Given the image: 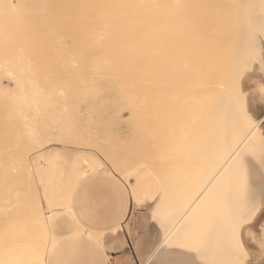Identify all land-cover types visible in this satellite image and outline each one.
<instances>
[{
  "label": "rangeland",
  "instance_id": "374dc122",
  "mask_svg": "<svg viewBox=\"0 0 264 264\" xmlns=\"http://www.w3.org/2000/svg\"><path fill=\"white\" fill-rule=\"evenodd\" d=\"M5 1L0 0V18H10L22 12H25V15L31 14L35 9V0ZM189 1L193 2L194 7L198 0ZM244 1L248 0H205L203 3L207 8H205L206 18H196L195 15L186 17L184 6L182 9L180 7L181 3H178V18H168L169 21L163 23L158 36L150 38L151 41L158 40L162 43L158 60L154 52H152L151 57V61L155 64L157 62L158 68L162 67L163 69L161 72L158 70V77L161 82L158 90L163 91V94L160 95L162 103L159 102L165 105L160 109L161 114L157 113L159 111L157 107V109L153 108L152 101H156L154 99L144 100L143 103L142 101L133 100L130 104L129 101L124 104L126 101L119 100V103L117 102L114 105L122 103L121 106L117 105L113 109L115 106L112 104L108 107L115 112L105 107V109H108L106 111L109 114L105 113L103 108H100L105 104L103 105L99 99H95L99 103L95 100L76 102L78 104L74 103V108L77 113L72 108L71 112L74 111V113H69L71 116L68 115L67 120L64 119L66 114L62 118L64 121L72 118V122L73 118H80L79 120L75 119L80 123H78L80 129L78 127L75 130L77 132L74 133V130L71 129L76 125L70 123L74 126L71 127L68 122H65L71 127L69 129L70 127L59 119L57 125H53L54 131V128L49 124L54 118H57L53 116L50 122V119L47 118L49 124L45 123L43 126L48 124L51 127L48 128V132L45 131L48 134H44L45 136L42 134L40 140L45 142L49 138L51 140V137L52 139L57 137V139L52 141L53 144L48 142L49 145H47L46 142L47 146L44 144L45 146H42V149L35 154H31L32 151L29 149V153L26 152V159H29L27 160L29 163L23 161L19 164L17 161L15 149H18L16 143L18 137L17 134L12 132L16 125H13L14 122L9 125L8 121L9 119L10 121L15 119L13 116L15 106L14 102L11 101L12 95L10 93L13 85L10 82L4 84L5 90L2 88L0 92V105H3V112L0 111L2 114L0 116V129L3 122L5 127H2L1 130L5 132L2 135L8 134L11 138L6 139L5 142V137H0V140L3 141L0 144H4L3 146L0 145V154L8 152L2 154L3 156L0 155V162L3 161L6 164L4 165L2 162L3 164L0 166V170L5 172L0 173V209H3V211H0V219L2 220H0V264H40L37 259H40L41 256L34 257L27 252L28 245L26 244L31 242L26 243V233H22L23 229H18L24 227L28 229L32 224L31 222H34V220L28 218L32 216L31 219H33V214H29L30 216L27 217L22 212L27 209L30 211L31 208L35 209L34 205L32 207H25L24 205L28 201L32 202V200V203H34V200L36 201L35 204L39 201L43 208L45 222H48V230L42 229V232L38 230L39 226L35 222V226H31V228L34 226V230H38V234H44L43 237L38 236L36 230H33L32 232L37 235L35 238L38 237L43 241L47 239L49 246L52 244L44 256L48 264H89V253L96 249L94 242L99 241L107 253L104 264H140L136 258V244L148 225L151 224L153 220L152 210L154 211L160 198L163 197L164 200L168 195H171L169 194L171 191H176V194L182 193L183 196L184 192H190L193 188H196L200 183L207 163L210 161L209 159L219 151L220 134L222 133L221 129H223L220 122L222 118L219 113L223 105L221 102H223L222 100L227 93L233 92L232 95L239 108L248 109L254 120H261L264 116V94L261 92V89L264 88V30L259 28L261 24H264V18H261L260 21L254 20V24H256L253 27H257L253 30L254 38L259 41L256 40L252 42L253 44L246 46L243 42V36L244 26L248 18H243L241 12L242 5H245ZM10 10L14 12L8 13ZM167 24H170L173 30L172 34L168 36L162 33L167 29L165 26ZM186 56L191 57L192 61L185 63ZM173 59L176 60L177 73L169 82L171 87L167 88V74L165 75V73L169 67V62ZM186 65H189V67L185 68ZM172 96L175 99L171 98ZM137 102L139 103L137 104ZM108 103L113 102L108 100ZM134 103L137 105H134ZM147 103L151 104V106L148 105L149 108L146 107ZM85 104L94 105L89 108ZM183 105L186 106L187 112L185 106L182 108ZM95 106L97 107L95 108ZM139 106L142 108H139ZM154 106L156 105L154 104ZM128 107L131 109L129 110ZM150 109L156 110L158 115L156 116ZM176 109L180 110L179 113ZM93 111L95 112L93 113ZM149 111L154 114L151 115L152 117L149 116L151 114ZM166 111V115L163 114ZM115 114L121 116L116 117ZM143 114L144 116H142ZM76 115L78 116L76 117ZM91 115L95 122L90 117ZM114 117L116 118L114 119ZM86 119L89 122L92 120V123H89L92 126L88 125V129H91L92 134L87 133L88 129L85 130L86 128H83L85 126L81 125ZM35 120L39 123L38 118H35ZM62 123L67 127L63 126ZM85 124L87 126L88 122ZM95 124L97 128L93 126ZM38 125L40 126V124ZM43 126L40 127L43 128ZM58 126L60 128H57ZM260 127V137L264 139V120L260 123ZM3 128L8 129L6 131ZM81 128L87 134L84 135V131H82V134L81 132L78 133V130H82ZM51 129L52 132H49ZM59 129L62 130L61 136H66L65 140H63L64 137H58ZM64 129H69L68 132L73 131L75 135L78 133V136H70L71 133H68L71 138L70 142L68 135H62ZM42 131L44 130H40L39 133L41 134ZM64 134H67V132L65 131ZM2 135L0 134V136ZM48 135L51 137L47 138ZM94 135L97 138L94 139ZM57 140H60V144ZM13 144L15 147L12 146ZM2 147L3 149H1ZM11 150L16 153L14 159L11 157L15 153ZM4 157H6V160H1ZM8 157H10V160ZM14 160L18 163L17 165ZM8 171L10 173L6 174ZM28 173L31 177L28 176ZM23 176H25L24 180L22 179ZM29 177L32 179L30 180ZM30 182L33 183L32 186ZM24 186H26V189L23 188ZM33 188L35 189L33 193L31 192L33 195L30 193L32 195L30 198L28 192L29 189L32 191ZM168 188H170V192ZM24 190H26V196L23 195ZM164 190L168 191L164 193ZM1 192H3L2 195ZM166 192L168 195H166ZM9 194H12L15 199L13 200L12 196H10L12 199H9ZM22 195L23 197H20ZM115 195L122 198L114 199ZM102 197L103 199H100ZM127 197L131 199L132 205L126 218L122 222L119 220L110 222L111 216L115 219L121 217V206L113 204L119 201L124 202ZM175 198L174 201H176ZM167 199L169 200V198ZM10 200H12V204ZM259 200H263L261 203L264 202V197ZM18 201L24 202V207L21 206V203L18 205ZM261 203L259 204L260 207L256 208V212L252 214V218L249 216L250 219L248 218L249 220L245 221L239 229L241 247L245 253L247 252V257H243L245 260L243 259L241 264H264V244L261 243V240L264 239V237H261V234L264 236V204L261 205ZM175 204L174 202L171 206L173 207ZM169 205L168 207H170ZM20 207L24 209L21 210ZM68 207H71L72 212L68 211ZM5 209L9 212L6 213ZM62 209L65 211L62 212ZM170 209L172 210L171 207ZM33 210L30 212L33 213ZM171 210L165 209L167 213ZM165 211L162 213L163 216H165ZM94 212L97 215L93 216ZM81 213L85 214V219ZM80 215H82V218H80ZM7 216L13 218L7 219ZM8 221H11V223L15 221L16 224L23 221V225L14 227V223L11 226ZM32 229H29V231ZM87 230H91L96 238L88 235ZM82 231L84 232L81 233ZM99 235L102 236L101 239L98 238ZM35 238L33 239L36 240ZM13 243L18 255L17 258L11 259L10 256L5 254V251L11 249L10 246H13ZM72 257L74 258L73 262L70 259Z\"/></svg>",
  "mask_w": 264,
  "mask_h": 264
},
{
  "label": "bare ground",
  "instance_id": "6f19581e",
  "mask_svg": "<svg viewBox=\"0 0 264 264\" xmlns=\"http://www.w3.org/2000/svg\"><path fill=\"white\" fill-rule=\"evenodd\" d=\"M201 1L203 0H200V2L198 0L193 7V2L189 0H35V9L31 13L32 15L29 13L25 15V12H22L15 15L16 17L0 18V92L2 88L5 90L4 84L6 82L12 83V92H10L12 96L10 93L9 95L12 97L11 101L14 102L15 112L13 113L15 114L13 116L15 119L10 121L8 118V121L9 125L12 122L15 123L13 125H16L12 132L13 134H17L16 136L18 137V141H16L18 149L15 150L19 164L23 163V161L24 163L28 162L27 160L29 159H26V152L29 153V149L32 151L30 152L31 154H35L42 149V146L46 145V142L53 144L52 141H55L57 137L53 138V140L48 135L47 138L51 137V140L49 138L45 142H42L40 139H42V134L45 136L44 134L48 132L49 127L52 126L54 128L53 125H57L60 120H63L61 122L64 123L68 122V124L72 123L74 126L76 125L74 127L70 124L71 127H74L71 129L65 123L70 127L69 129L74 130V133L77 132L75 130L78 127L80 129L79 122L75 120L78 118H73V122L71 121L72 118H69L70 121L69 119L68 121H64V119L67 120L68 115L71 116L74 113V111L73 113L71 112L72 108L75 109L74 103L77 105L81 101L85 102L87 100L99 99L103 105L105 104L104 106L100 104L102 106L100 108H103L105 110L103 111L108 113L106 110L111 109L108 108L110 105L113 104L115 106L114 108L111 106L113 109L117 105L121 106L122 103L114 105L117 102L119 103V100L122 102L126 101L124 104L129 101L130 104L133 100L142 101L143 103L144 100L154 99L156 101H152L153 108H158L159 111L157 113L161 114L160 109L165 105L164 103L161 104L162 100H160L162 99L160 95L163 94V91L160 92L158 90V87L161 85L158 70L161 72L163 69L162 67L159 69L158 63L156 62L155 64V62L151 61V57L152 52H154L158 60L159 49L162 48V43L158 40L151 41L150 38L158 36L163 23L169 21L168 18H178V3H181L180 7L182 9L184 6L186 17L195 15L196 18H206L207 12L205 11L206 7L203 3L205 0L203 2ZM246 2L245 5H242L243 8L241 11L243 18H248L244 26L243 42L246 46H249V44H253L252 42L258 40L254 38L255 34L253 31L257 27L253 26L256 24H254V20L260 21L261 18H264V0H248ZM11 12L14 11L10 10L8 13ZM165 26L167 29L162 33L167 36L171 35L173 30L170 24ZM259 28H263L264 30V24H261ZM186 57L185 63L192 61L191 57ZM169 63V67L165 73V75L167 74V88L171 87L169 82L177 73L176 60L173 59ZM188 67L189 65L185 66V68ZM232 93H227L222 100L223 102H221L223 105H219L221 106L219 116L221 115L222 118L220 122L223 128L220 134L221 144L219 143V151L209 159L210 161L208 160L209 162L196 188H193L190 192H184L183 196L181 195L182 193L176 194V191L169 193L171 195L173 194L172 196L166 192L169 200L167 198L163 200V197L160 198L158 205L153 211L151 224L148 225L144 234L138 239L139 241H136V258L140 264H241L244 259L243 257H247V252L245 253L240 244L239 229L256 212V208L260 207L259 204L263 200L259 199L264 197V139L260 137V123L264 120V117L262 120H254L248 109L246 110L244 107L239 108ZM171 98L175 99L174 96ZM108 100L113 103L109 104ZM153 102H158L159 104ZM97 103L99 102L97 101ZM135 103L134 105H137ZM149 104L147 103L146 107ZM7 105L9 106V104ZM10 105L12 106V103ZM2 106L0 105V109ZM86 106H89V108L92 107L90 104ZM105 107L108 109H105ZM139 108L142 107L139 106ZM2 110L3 108L0 110L1 113L3 112ZM144 110L146 109L144 108ZM150 110L156 116L158 115L156 110ZM4 111L6 112L5 109ZM75 111L77 113L76 109ZM151 111L149 112L151 113ZM179 111L177 110V113ZM5 112L3 113L4 115ZM112 112L115 111L113 110ZM1 113L0 116H2ZM93 113L91 114L93 115ZM165 113L167 111L163 114ZM63 115L64 119L62 118ZM115 115H117L116 117L121 116L120 114ZM151 115L154 114H149L150 117H152ZM53 116L57 119L54 118L52 120ZM35 118H38L39 123H37L38 121ZM47 118L48 120L50 119L49 122L52 120L50 124L47 122ZM88 119L81 124L85 126L83 127L86 128L85 130L89 128V123H92V120L89 122L87 121ZM76 121L77 123L74 124ZM87 122L88 124L86 126L85 123ZM45 123L51 126L48 124L43 126ZM38 124L43 126V128ZM66 125L63 124V126ZM93 126L97 128L96 124ZM2 127H5L3 122L1 129ZM57 128L60 127L58 126ZM1 129L0 134L2 135L5 131L2 132ZM3 129L7 131L8 128ZM52 129L49 132H52ZM69 129H64L62 135L71 133L70 136L74 135L75 137L79 132L82 134V131H84L81 128L82 130H78V133L75 135L73 131L68 132ZM40 130L44 131L40 134ZM90 130L88 129V132H86L92 134ZM59 131L58 137L61 136L62 130L59 129ZM65 131L67 134H64ZM94 131L96 132L95 129ZM87 133L84 131L83 134L85 135ZM94 136V139L97 138ZM4 137L5 142L6 139L11 138L8 134ZM63 137L61 136V138ZM65 137L63 140H65ZM70 139L69 137L68 140L70 141ZM59 141L58 143L60 144ZM78 141L80 140L78 139ZM0 142L3 143L2 140ZM12 152L15 153L14 150ZM16 153L10 157L14 159ZM2 154L0 155L3 156ZM10 157H8L9 160ZM3 159L6 160V157L1 160ZM2 162H0V166L4 163ZM14 163L16 165L18 164L16 161ZM4 165L6 164L4 163ZM4 165L3 168L5 167ZM3 171L0 170V173ZM8 173L10 172L8 171L6 174ZM26 173L25 176L27 177ZM25 176H23V180ZM28 176H30L29 173ZM7 181L10 183L9 180ZM170 188H168L169 192ZM34 189L32 191L29 189L28 196L31 192L33 193ZM168 190H164V193ZM2 191L5 192L4 190ZM3 192H1V195ZM23 195L26 196V192ZM23 195L20 197H23ZM32 195L29 197L31 198ZM10 196H12L13 200L15 199L12 194H9V199H12ZM29 197L27 198L29 199ZM174 197H176L175 200L178 202L174 201ZM4 199L6 200V198ZM10 201L12 204V200ZM30 202L28 201L24 205L25 207H32L34 205L33 207L35 209H30L31 212L33 210V213L28 209L22 212L27 217L31 214L34 215L33 219H31L32 216L28 218L34 220L39 227H42L41 229L38 227L39 231L42 229L45 231L48 230V222H45V215L42 212L43 208L41 204L39 201L35 204V200L34 203H32L33 200ZM167 202L170 204L169 206L172 210L166 204ZM174 202L176 204L172 207L171 205ZM23 203H21V206ZM263 204L264 202L261 203V205ZM67 209L69 212H72L71 207ZM67 209L65 208V210ZM165 209L171 211L167 213ZM0 211H3V209H0ZM4 211L6 213L9 212L6 209ZM26 211L28 212L25 213ZM64 211L62 209V212ZM164 211L165 216L162 215ZM22 212L20 213L23 214ZM8 218L13 217L7 216ZM12 222L14 224L11 221L9 224L11 226L14 225V227H21L23 225V221L17 224L15 221ZM34 222L32 221L31 225L28 224L30 225L28 229L26 227L18 229H23L22 233H26V236L24 235L27 237L25 238V242H31L26 244L28 245L27 247H30L44 258L48 248L52 244L49 246L47 239L43 241L38 239V237L35 238L37 235L43 237L44 234L40 235L38 234V230H34ZM32 225H34L32 227L33 229L31 228ZM29 229L32 230L29 231ZM33 230L37 235L32 232ZM86 233L96 238L92 234V231L87 230ZM53 234L52 236L54 237ZM96 235L98 234L96 233ZM261 235L263 238V234ZM101 237L100 235L98 236L100 239ZM10 247H15L14 243Z\"/></svg>",
  "mask_w": 264,
  "mask_h": 264
},
{
  "label": "crops",
  "instance_id": "0c3cea01",
  "mask_svg": "<svg viewBox=\"0 0 264 264\" xmlns=\"http://www.w3.org/2000/svg\"><path fill=\"white\" fill-rule=\"evenodd\" d=\"M262 118H261V120H262ZM99 188H101V187H99ZM104 189H106V188H104ZM113 198L118 200V199H120L122 197H120V196L118 197V196L115 195ZM100 199H103V197L100 198ZM113 205L121 206V208H120L121 217H119L118 219L117 218L115 219L113 216H111L112 218L110 219V222L111 221L113 222V220H119L120 222H122L126 218V216L128 215V213L130 211V208H131V205H132L131 199L129 197H127L124 200V202H121V201L115 202ZM152 212H153V210H152ZM82 215H83V218L85 219V217H84L85 214L83 213ZM82 215H80V218H82ZM95 215H97V214L94 212L93 216H95ZM89 231H91V230H89ZM88 235H90V234H88ZM94 244L96 246V249H94L93 251H90V253H89L90 257H89L88 262H89V264H104L105 261H106V257H107V253L104 251L105 248H104L103 245H101L100 241L99 242H94ZM27 252L30 255L34 256V257H39L40 256L36 251L31 249L30 247H28ZM5 254L7 256H10L11 259H14V258H17L18 251H17V249L15 247H11V249L5 251ZM70 259L73 262L74 258L72 257ZM37 262H40V264H48L47 261L42 256L40 257V259H37Z\"/></svg>",
  "mask_w": 264,
  "mask_h": 264
},
{
  "label": "snow or ice",
  "instance_id": "6c2138e0",
  "mask_svg": "<svg viewBox=\"0 0 264 264\" xmlns=\"http://www.w3.org/2000/svg\"><path fill=\"white\" fill-rule=\"evenodd\" d=\"M262 94H264V88L261 89ZM261 243L264 244V239L261 240Z\"/></svg>",
  "mask_w": 264,
  "mask_h": 264
}]
</instances>
